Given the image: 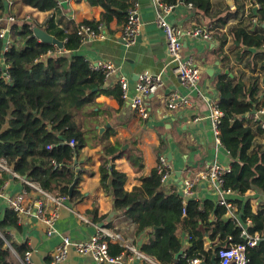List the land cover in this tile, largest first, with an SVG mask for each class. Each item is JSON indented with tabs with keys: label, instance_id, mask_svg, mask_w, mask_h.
<instances>
[{
	"label": "trees",
	"instance_id": "obj_1",
	"mask_svg": "<svg viewBox=\"0 0 264 264\" xmlns=\"http://www.w3.org/2000/svg\"><path fill=\"white\" fill-rule=\"evenodd\" d=\"M17 1L49 12V15L44 23H38L26 20L27 16H17L14 6L10 10L17 16V21L12 24L13 42L5 53L6 62L10 64L9 78L4 75V64L0 60V159L22 177L45 189L67 195L74 202L80 195L78 185L82 178V172L75 162L82 148L87 145L77 123L76 112L92 102L99 93L114 94L122 99L121 86L118 84L112 89H104V70L95 69L84 56L72 54L82 43L77 33L79 24L63 14L58 0H15L14 5ZM87 1L91 6L105 9L100 20L83 21L95 28L100 22L110 25L115 17L125 24L128 9L134 2ZM163 1L176 4L179 0ZM183 1L191 3L199 13L213 18L215 27H223L231 17L230 11L225 16H218L219 12L213 11L211 0ZM259 2L261 9L250 13V22L258 15L261 17L257 18L264 21V0ZM6 10V0H0V15H4ZM36 26L43 27L62 41L63 49L40 40L34 32ZM249 29L250 25L243 22L232 28L236 42L245 47L243 53H251V48L264 46V29L259 32ZM221 40L223 47L227 38L221 36ZM4 47L5 38L0 36V56ZM49 51L55 55L43 60L42 55ZM259 55L264 57V50ZM261 68L264 70V64ZM252 70L244 78L248 83L230 78L229 83L222 82L217 86L220 92L217 106L224 112L220 138L232 156V170L224 175L223 187L242 194L252 188L264 192V148L255 144L257 134L264 131L260 125L256 123L255 128L252 123V111L264 105V89L255 68ZM71 139H75V145L70 144ZM119 148V145L105 147V151L114 160L126 153L123 150L117 153ZM128 156L135 168L143 167L140 152L129 153ZM55 161L60 167H55ZM101 171V181L105 191L113 197L115 209L131 219L138 232L151 228L149 238L141 245V249L161 264H192L194 258L209 261L210 252L204 250V235L207 233L213 239L218 238L215 249L218 253L222 246L245 242L243 226L250 234L258 233L261 236L259 242L248 249L249 263L263 264L264 203L254 212L250 201H237V216L242 223L238 225L225 206L217 205L211 199L201 200L190 195L184 202L185 197L177 185L167 191L157 168L143 177L142 184L133 190L125 188L127 174L118 170L109 158L103 159ZM10 175V172L0 170V184L3 185ZM92 212L95 213L93 218L97 220L96 207ZM215 213L217 218L213 220L212 215ZM248 218L251 224H248ZM12 227H19V220L16 212L7 206L0 217V264H16L13 251L23 259L30 251L27 243L12 239L8 233ZM183 231L191 236L190 245L185 249L181 240ZM122 250L120 244L110 243L112 254ZM181 250L186 255L177 257L176 254ZM216 260L220 264L218 256ZM47 261L50 264L52 257Z\"/></svg>",
	"mask_w": 264,
	"mask_h": 264
},
{
	"label": "crops",
	"instance_id": "obj_2",
	"mask_svg": "<svg viewBox=\"0 0 264 264\" xmlns=\"http://www.w3.org/2000/svg\"><path fill=\"white\" fill-rule=\"evenodd\" d=\"M58 1L63 14L76 24H81L85 20L98 21L105 10L102 6H91L87 0ZM182 1H177L169 14L173 25L184 31L202 27L210 34V37L185 35L183 38L184 58L192 60L201 70L198 85L183 86L179 78L169 69L164 71L163 87L147 99L150 112L147 120L142 119L131 108L130 99H120L114 94L99 93L92 102L77 110L76 120L87 141V145L82 148L75 162L78 170L82 172L78 185L79 197L74 202L70 201L61 206L53 235L47 234L45 224L36 216L24 217L19 220V227L8 229L14 241L29 245L34 264H49L47 259L52 257L63 237L68 236L74 241L86 240L98 231L97 226L101 227V223H103L102 227L117 231L125 241L133 242L139 247L148 240L151 228L145 232H138L136 224L115 209L113 197L105 191L101 181L103 159L109 158L118 170L127 174L125 183L127 190H133L134 187L142 184L141 179L157 168L161 154H172L169 161L175 172V177L167 184H163L167 191H171L175 185L181 190L183 178L197 177L206 169V165L215 159L225 164L231 163L230 152L216 140L209 115L211 107L217 106L220 98L218 84L229 83L230 78L244 81V78L253 71V67L256 75L260 76V85L264 89V70L261 68L264 57L259 55L264 50V46L253 47L251 53H243L245 47L236 42L232 32L233 26L241 22L249 24L251 32L264 29V21L250 22L249 18L253 10L261 9V3L259 0H233V4L229 5L227 0H211L213 11L219 12L218 16H225L228 11L231 12L226 25L215 27L213 18L199 13L189 3ZM139 2L144 25L136 42L128 44L125 41L124 23L119 22L115 17L110 25L102 22L97 24V27H102L100 31L104 33L103 36L83 41L80 47L72 52L84 56L93 66L100 61L113 62L116 70L105 76L102 87L112 89L119 84L121 75H127L131 81L130 96L135 94L134 83L141 73L162 72L169 60L166 35L155 21L154 1L139 0ZM13 10L17 16H27L30 21L38 23H44L49 15V12L40 11L18 1ZM221 36L227 38V43L223 47ZM50 55L55 54H44L41 58L46 60ZM249 62H252L251 65ZM244 83L248 81L245 80ZM174 91L186 97L187 101L171 109L167 106V99ZM252 123L257 128L254 114ZM101 127H104L102 131H100ZM255 141L256 145L264 148V132L257 134ZM115 145L120 147L117 153L120 150L126 153L113 160L112 156L106 153L105 147ZM138 152L143 163L140 169L135 168L128 156L129 153ZM5 183L7 184L5 195L8 197L23 189L22 181L12 175ZM194 193L197 194L198 199H211L215 204L221 205L220 195L211 182L202 179ZM225 197L234 202L238 210L237 201H250L254 212H257L264 203V192L257 188L249 189L244 194L230 190L225 193ZM7 206V199L0 198V217L4 215ZM95 207L97 220L93 218L95 213L92 212ZM77 213L90 217L93 224L79 219ZM228 214L231 216L230 213ZM216 218L215 213L212 219L216 220ZM236 220L238 225H242L239 216ZM190 238L187 231L181 233L183 249L190 245ZM218 241V238L213 239L207 233L204 235V250L210 252V260L201 258V261L213 264L212 253ZM13 253L16 264H23V258L15 251ZM182 255L185 256L186 253ZM262 262L264 264V258ZM60 264L96 263L91 256H83L71 251L67 260Z\"/></svg>",
	"mask_w": 264,
	"mask_h": 264
},
{
	"label": "built area",
	"instance_id": "obj_3",
	"mask_svg": "<svg viewBox=\"0 0 264 264\" xmlns=\"http://www.w3.org/2000/svg\"><path fill=\"white\" fill-rule=\"evenodd\" d=\"M156 7L155 21L157 25L163 30L167 39L168 48V63L162 72L149 73L143 72L134 83L135 94L130 96V78L127 75H121L119 84L122 90V98L125 100L130 99L131 108L144 120L150 116L147 99L150 95L157 93L164 85L163 72L167 69L175 74L181 84L186 87H196L199 83L201 76L200 68L193 63L192 60H187L183 55V38L185 35L210 37V34L202 27H197L189 31H184L173 25L169 19V14L176 6V4L165 3L163 0H153ZM180 2V0L178 1ZM183 2V1H182ZM7 10L4 15H0V36L5 38V47L0 60L4 64V75L6 78L10 77L9 69L10 64L6 62L5 53L11 47L13 42L12 24L17 21V16L11 12L15 4V0H6ZM192 6L191 3H189ZM26 20H31L26 18ZM259 18L254 16L252 22H257ZM144 23L141 17V4L139 0H134L133 4L129 7L127 12V20L123 27V38L128 44L137 41L141 35ZM102 27H94L89 24L81 23L78 25L77 33L81 41H87L97 36H103L104 33L100 31ZM51 54L49 51L46 54ZM43 56V55H42ZM95 69H102L105 76L114 72L116 67L111 61H100L97 65L93 66ZM187 101L186 97L182 96L179 92L174 91L167 99V106L171 109L177 108ZM254 120L257 125H260L264 130V105L255 110ZM224 112L218 106H212L210 112V119L212 129L216 135V140L222 144L220 138V123ZM71 145H75V139L70 140ZM49 148L51 146H48ZM56 161L55 167H60ZM159 174L161 175L162 184H167L169 180L175 177V172L171 167L170 161L165 154L159 156L157 165ZM0 170L10 172V174L18 178L23 183V189L13 196L8 197L5 195L6 183L0 184V198H6L8 206L12 208L18 220L27 216H36L46 226L47 234L53 235L56 231L55 222L60 215L61 206L70 202L69 197L62 193H55L51 190L41 187L36 182L22 177L19 173L13 171L8 167L4 161L0 159ZM231 163L225 164L218 159L213 160L206 165V169L201 171L197 177L186 176L181 181V194L186 198L193 195L196 187L205 180L214 185L217 193L220 195L219 203L226 207L227 213L232 217L237 218L238 209L234 202L229 201L225 197V193L230 191L223 187L224 175L231 172ZM186 213V210H184ZM79 219L87 223L93 224L90 217L83 213H77ZM248 224H251V219H247ZM98 231L83 241H74L70 237H63L62 242L57 245L53 254L51 264H60L67 260L71 251L79 255L91 256L94 258L96 264H161L155 257L145 253L141 247L130 241H125L120 233L109 229L107 227H98ZM242 234L246 240L244 243H231L227 246H222L218 249V257L220 264H250L248 258L249 247L255 246L261 236L258 233L250 234L246 226H243ZM118 243L123 247V250L118 254L110 252V243ZM191 262L201 264V259L194 258ZM23 264H34L31 252L28 251L25 258L22 259Z\"/></svg>",
	"mask_w": 264,
	"mask_h": 264
},
{
	"label": "water",
	"instance_id": "obj_4",
	"mask_svg": "<svg viewBox=\"0 0 264 264\" xmlns=\"http://www.w3.org/2000/svg\"><path fill=\"white\" fill-rule=\"evenodd\" d=\"M227 3L229 5L233 4V0H227ZM264 26V24H263ZM34 32H35V35L42 41L44 42H47V43H52V44H55L57 45L59 48L63 49L64 47V44L62 41L58 40L56 37H54L53 35L49 34L43 27H40V26H36L34 28ZM255 110L252 111V113H254ZM104 129V127H101L100 128V131H102ZM167 157H169L168 159H171V156L172 154L171 153H168L166 155ZM181 173H179L180 175ZM26 178V177H24ZM193 196L196 198L197 197V194L194 193ZM101 226H103V223H101ZM181 254H183V250H181L179 253L176 254V256H180ZM217 257V253H216V250L214 249L213 250V253H212V259H213V264H218V262H216L215 258ZM201 264H207L206 262L202 261Z\"/></svg>",
	"mask_w": 264,
	"mask_h": 264
},
{
	"label": "bare ground",
	"instance_id": "obj_5",
	"mask_svg": "<svg viewBox=\"0 0 264 264\" xmlns=\"http://www.w3.org/2000/svg\"><path fill=\"white\" fill-rule=\"evenodd\" d=\"M257 21V20H256Z\"/></svg>",
	"mask_w": 264,
	"mask_h": 264
}]
</instances>
